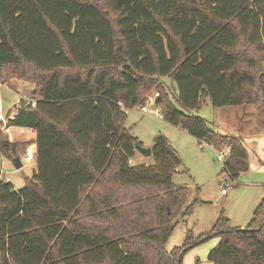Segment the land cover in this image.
Listing matches in <instances>:
<instances>
[{"label":"trees","instance_id":"16d2710c","mask_svg":"<svg viewBox=\"0 0 264 264\" xmlns=\"http://www.w3.org/2000/svg\"><path fill=\"white\" fill-rule=\"evenodd\" d=\"M22 62L36 102L22 97L5 115L34 129L36 167L20 189L0 179V264H182L188 238L164 249L191 208L172 181L180 156L158 134L150 162H134L142 144L126 109L155 91L163 119L229 146L231 179L245 171L242 137L192 111L205 97L218 107L260 99L264 127V0H0V82L21 78L5 68ZM25 144L0 131L1 156L13 161ZM214 235L213 264H264V198L244 228L221 215Z\"/></svg>","mask_w":264,"mask_h":264},{"label":"rangeland","instance_id":"374dc122","mask_svg":"<svg viewBox=\"0 0 264 264\" xmlns=\"http://www.w3.org/2000/svg\"><path fill=\"white\" fill-rule=\"evenodd\" d=\"M106 12L111 18L114 17L112 10L106 9ZM29 66L22 62L17 68H5L6 74H18L21 77L16 79L21 93L4 90L6 85L0 83V108L3 112L11 108L21 95L20 98L29 95L28 82L32 73ZM162 79L173 92L175 83L171 78L163 76ZM155 95L153 90L146 94L152 98ZM204 99L200 107L192 112L203 117L207 125L218 132L240 135L248 151L247 169L239 172L234 179L223 169V162L217 159V149L205 141H201L200 145L196 138L160 115L141 111V104L126 109L124 120V125L131 128L143 146L151 147L155 137L163 134L180 156L181 165L172 181L176 186L186 187L185 205H191V208L190 212L180 213L174 219L175 224L164 243V249L170 251L175 246H181L188 238L189 243L182 254V264H213L207 259V253L217 243L218 237L206 235L210 233L216 220L222 215L230 220L232 226L244 228L256 204L264 198V127H260V116L256 112L260 99L254 102L256 104L220 107L213 106L207 97ZM154 107L155 103L147 105L148 109ZM7 128L3 132V137L7 140L10 139V134L18 136L20 140L29 137V134L12 124H7ZM150 160V156L144 157L139 152H136L133 159L134 162ZM0 163L2 171L10 178V183L16 190L24 186L25 177L30 176L35 169V162L16 168L11 159L1 155ZM221 189L225 191L221 192Z\"/></svg>","mask_w":264,"mask_h":264},{"label":"built area","instance_id":"2783aa9c","mask_svg":"<svg viewBox=\"0 0 264 264\" xmlns=\"http://www.w3.org/2000/svg\"><path fill=\"white\" fill-rule=\"evenodd\" d=\"M25 98L28 102H30L31 105H35L36 100L30 94L25 96ZM154 100H155L154 97L153 98L147 97L145 102L140 105L141 111L146 112V113L147 112L156 113V114L160 115L159 108L157 106H155L152 109L147 108V105L154 103ZM12 118H13V110L8 115H5V111L3 112L2 109L0 108V131L1 132L8 130V128H7V124H9L8 120H10ZM10 127H12V126H10ZM13 127L20 128L26 134H29V137H27L25 139L26 144H25L23 150L21 151V153L19 155L21 164H28L30 162H35L36 142H35V132H34L33 128L19 127V126H14V125H13ZM31 135H34V136H31ZM229 153H230V147L226 146L225 148L218 150L217 159L223 162L228 157ZM1 163H0V169H1L0 179H3L4 181H10V178L7 175H5V173L2 171ZM224 191L225 190L222 189V192H224Z\"/></svg>","mask_w":264,"mask_h":264},{"label":"crops","instance_id":"0c3cea01","mask_svg":"<svg viewBox=\"0 0 264 264\" xmlns=\"http://www.w3.org/2000/svg\"><path fill=\"white\" fill-rule=\"evenodd\" d=\"M19 80L17 77H15V76H12V77H10L9 79H7L6 81H4L3 83L6 85V86H4V90H9L10 92H14V91H17V92H19V94L21 93V91H20V86H19V84H18V82L19 81H17V80ZM14 80H16V85L14 84ZM26 81V80H25ZM26 82H28V81H26ZM28 83H30V89L29 90H32L33 89V85H32V83H31V81H29ZM21 84V86H22V88H23V85H22V83H20ZM22 96V95H21ZM20 96V97H21ZM19 97V98H20ZM19 98L16 100V102L19 100ZM222 133V132H221ZM10 139H8L9 141H13V139L15 138V136H13V134H10V137H9ZM17 138H18V136H17ZM24 139V138H23ZM200 145H201V143H199ZM35 167H36V164H35ZM221 192H222V189H221ZM260 202V201H259ZM258 202V203H259ZM257 203V204H258ZM256 204V205H257Z\"/></svg>","mask_w":264,"mask_h":264},{"label":"water","instance_id":"95a60500","mask_svg":"<svg viewBox=\"0 0 264 264\" xmlns=\"http://www.w3.org/2000/svg\"><path fill=\"white\" fill-rule=\"evenodd\" d=\"M137 151L144 157L150 156L151 155V148L150 147H145L143 145H137L136 146ZM13 163L16 168H20L22 166L20 162V158L18 155H16L13 158Z\"/></svg>","mask_w":264,"mask_h":264}]
</instances>
